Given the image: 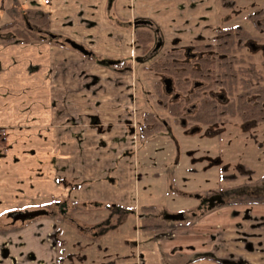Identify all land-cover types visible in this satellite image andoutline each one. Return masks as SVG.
I'll use <instances>...</instances> for the list:
<instances>
[{
	"label": "crops",
	"instance_id": "crops-1",
	"mask_svg": "<svg viewBox=\"0 0 264 264\" xmlns=\"http://www.w3.org/2000/svg\"><path fill=\"white\" fill-rule=\"evenodd\" d=\"M14 1L0 0L5 23ZM34 5L46 9L48 30L59 43L72 41L89 55L64 43L0 39V215L48 211L46 205L62 215L65 207L78 213V206L112 204L136 211L138 221L166 224L154 231L139 228L132 264H264V204L218 198L190 220L180 210L157 219L150 216L151 194L141 202L138 197L139 188L150 191L156 164L149 158L154 150L147 152L150 135L137 147L134 129V23H150L162 45L207 39L218 23V0H128V9L112 0ZM112 5L118 12L127 9L115 24L108 20ZM128 59V72L103 62ZM178 214L182 218H169ZM55 231L52 219L11 226L0 233V264H58Z\"/></svg>",
	"mask_w": 264,
	"mask_h": 264
},
{
	"label": "rangeland",
	"instance_id": "rangeland-1",
	"mask_svg": "<svg viewBox=\"0 0 264 264\" xmlns=\"http://www.w3.org/2000/svg\"><path fill=\"white\" fill-rule=\"evenodd\" d=\"M113 1L128 9V0ZM218 2L222 5L217 16L218 30L242 27L252 35H259L260 41L254 42L255 45L264 46V30L257 32L253 29V24L250 25L246 20L248 14L262 10L256 19L261 22L264 16V0ZM10 5L8 2L5 8ZM23 7L43 9L30 2ZM127 9L118 12L112 5L108 20L112 24L119 22L118 19L123 20ZM7 20L5 13L0 12V23ZM6 37L7 34L0 31V39ZM174 44V41L165 42L161 48L154 50L150 44L142 55L136 48L132 62L126 60L132 64L131 88L133 116L136 120L134 129L139 138L137 147L141 140L147 139L140 133L143 115L152 114L159 125L148 137L152 140L147 149L148 156H151L154 150V157L149 158H152L150 162L156 164L152 170L153 181L151 187H148L149 192L139 188L138 197L141 202V199H147L148 193L151 194L149 199L154 207L150 216L165 219L164 214L180 210L185 213V219L190 220L206 202L219 198L218 200L228 204L239 197L264 195V123H252L244 128L237 118L226 117L214 126H196L197 130L194 131L195 128H192L183 115L179 119L184 120L186 126H181L179 120L172 124V118L163 106L157 105L159 101L154 91L159 82L155 65L163 60L170 49L177 47ZM242 53L250 56L256 71L264 75L263 54L251 53L246 48ZM110 61L114 60L103 62ZM78 207V213H74L70 207H65L61 215L60 210L46 205L48 212H52L51 215L25 223L41 219L55 221L56 231L51 236V241L60 259L58 264H132L133 257L130 255L133 254L132 247L135 245L134 235L140 228L136 211L110 208L112 204ZM13 225L21 223L16 222ZM13 225L4 215H0V233H4ZM165 226L164 223L163 228ZM93 232H96V237H91Z\"/></svg>",
	"mask_w": 264,
	"mask_h": 264
},
{
	"label": "flooded vegetation",
	"instance_id": "flooded-vegetation-1",
	"mask_svg": "<svg viewBox=\"0 0 264 264\" xmlns=\"http://www.w3.org/2000/svg\"><path fill=\"white\" fill-rule=\"evenodd\" d=\"M220 6L222 7L221 4ZM261 11L262 10H256L246 16V20L248 21V23H250V25L253 24V29L257 30V32L260 33L264 30V16L262 17L261 22L257 21L256 19L259 18ZM136 23H139L138 25H135L137 29H145L150 32L152 36L150 44H152L151 48H153V50L157 47H162V44H160L159 41L156 40V31L150 28V23L146 21H137L135 22V24ZM217 28L218 27L216 26L212 30V36L207 39L198 38L191 43H179L178 41L172 40L175 42L174 45H176L177 47H173V49H170L167 54H165L163 60L155 65V67L157 68V65L162 63L167 56V63L172 65L175 64L181 66H191L192 71L194 70V75H196L193 76L188 73L183 78L182 82L178 83L177 78L170 72L167 73L163 70L157 69L159 82L156 84V90L154 91L155 96L159 101L157 102V105L167 106V109L164 106L163 108L172 118V124H175V122L179 120L181 126H186L185 121L179 119L183 115L188 120V123L193 126L192 128H195L194 131L197 130L196 126H214L226 117L237 118L239 122L243 124L244 128L248 127L249 124L252 123H264V114L258 115L257 119L255 118L256 116H253L252 114H245L244 112H242L243 117L237 114V111H235L232 116L224 113V110H227L229 108L230 102L232 100H236V96L241 94L242 91L240 90L239 86H236L232 90V96H229L224 90V87H222L221 85V79L223 78L222 74L224 71L223 66L232 62L233 72L231 76L234 75L236 81H241V79H243V76L246 74L251 77L249 81L251 84V90L255 89L256 87H262L264 89V75H261L256 71V67L252 62V58L248 55H243L242 53L246 48L251 53L261 52V54H263L264 56V46L255 45L254 43L256 41H260L258 37L259 35H252L242 27H231L221 30H218ZM237 31H241L244 38L240 42H238V40L236 41L235 52L231 55V59L227 61L225 60V56L215 54L214 47L216 46V41L218 40V38L227 34L228 32L236 33ZM194 42L198 43L194 45ZM200 42L201 44H199ZM136 48L137 46L135 45V50L137 51L138 48ZM138 51L141 55L143 54L140 50ZM208 61L212 62V68L209 69L210 71H208L209 74L207 71L205 72V70L202 69V67L207 65ZM244 70H246L247 72H245ZM255 77L257 78V81H255ZM222 80L224 82L228 81L226 79ZM215 90H217V93H215ZM254 96H251L248 99L252 100ZM199 105H203V107H207L208 105L209 108L215 110V118L211 124H203L194 119ZM154 125H156L155 130L158 129L159 125L155 120ZM155 130H153L152 132H154Z\"/></svg>",
	"mask_w": 264,
	"mask_h": 264
},
{
	"label": "trees",
	"instance_id": "trees-1",
	"mask_svg": "<svg viewBox=\"0 0 264 264\" xmlns=\"http://www.w3.org/2000/svg\"><path fill=\"white\" fill-rule=\"evenodd\" d=\"M32 5L37 4L36 0H28ZM28 2V3H29ZM24 4L14 1L13 6L6 10L10 21L4 23L0 27V31L2 33L7 34L5 38V42H15V43H34L40 41H46L52 44H59L58 40L50 34L48 30V14L44 10H34L29 8H24ZM243 33L241 31H237L236 33L228 32L227 34L221 36L216 41V46L214 47L215 54L225 56V60L229 61L231 59V55L235 52V44L243 40ZM152 36L150 32L145 29H137L134 33V42L137 48L144 53L151 42ZM112 68L117 69L118 71H129L130 64L127 61H110L106 62ZM212 68V62L208 61L207 65L202 67L205 72L210 71ZM224 71L222 74V79H226L228 81L224 82L221 79V85L224 87V90L227 92L229 96H232V90L234 87L239 86L242 91L241 94L236 96V100H232L230 102L229 108L224 110V113L232 116L235 111L241 117L242 112L245 114H252L253 116L263 115L264 114V89L262 87H256L255 89H250V79L248 75H244L241 81L234 78V75L231 76L233 72V63L230 62L227 65L223 66ZM158 70H163L164 72L171 73L178 80V83L182 82L183 78L186 74L194 75V70L192 71L191 66H181V65H172L167 63V56L164 61L157 65ZM247 72L246 70H244ZM209 74V72H208ZM255 81L257 78L255 77ZM185 85V84H184ZM256 97H255V96ZM251 96H254L252 100H249ZM166 109L167 106L163 105ZM215 118V110H212L208 107H203V105H199L198 111L196 112L195 120L201 122L203 124H211ZM245 118V117H244ZM258 119V118H257ZM141 126V134L143 136H148L155 130L156 125H154V119L151 114L147 113L143 115ZM235 204H264V195L261 196H243L236 198L231 201ZM140 230L141 231H154L163 229L164 223L162 221H158L153 218H142L140 221Z\"/></svg>",
	"mask_w": 264,
	"mask_h": 264
},
{
	"label": "water",
	"instance_id": "water-1",
	"mask_svg": "<svg viewBox=\"0 0 264 264\" xmlns=\"http://www.w3.org/2000/svg\"><path fill=\"white\" fill-rule=\"evenodd\" d=\"M139 23H134V25H138ZM64 44L68 45L71 49L79 52L82 55L88 56V52H86L81 46L77 45L76 43H73L69 40H64ZM49 214L48 211L43 209H37V210H24V211H11L6 213L5 218L10 220V224L13 225L14 223L18 222L23 224L24 222L34 220L39 217H44ZM172 220H176L177 218H182L181 214L173 215L169 217Z\"/></svg>",
	"mask_w": 264,
	"mask_h": 264
},
{
	"label": "built area",
	"instance_id": "built-area-1",
	"mask_svg": "<svg viewBox=\"0 0 264 264\" xmlns=\"http://www.w3.org/2000/svg\"><path fill=\"white\" fill-rule=\"evenodd\" d=\"M38 4L46 5L47 0H36Z\"/></svg>",
	"mask_w": 264,
	"mask_h": 264
}]
</instances>
